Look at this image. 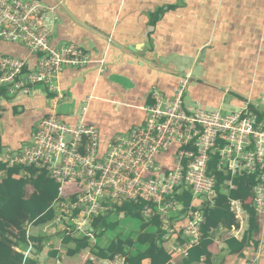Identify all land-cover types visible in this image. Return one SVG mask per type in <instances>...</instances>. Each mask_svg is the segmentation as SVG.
<instances>
[{
  "label": "crops",
  "instance_id": "0c3cea01",
  "mask_svg": "<svg viewBox=\"0 0 264 264\" xmlns=\"http://www.w3.org/2000/svg\"><path fill=\"white\" fill-rule=\"evenodd\" d=\"M40 1L55 11L52 46L75 44L90 53L91 64L83 69L65 68L59 74L56 85L63 99L53 109L54 94L44 86H36L28 96L9 97L0 91V155L5 149L17 151L28 144L37 123L52 112L63 122L76 125L85 103L84 121L98 129L100 150L104 152L110 139L144 123V108L152 103L154 90L169 98L180 77L187 74L191 75L184 98L188 106L230 112L258 105L264 111V0ZM0 52L25 60L30 66L35 63V56L21 45L0 42ZM101 60L103 68L98 63ZM173 154L170 150L159 155V167L173 168ZM24 174L14 178H24ZM5 176L0 171V182ZM232 179L226 180L218 192L233 190L232 182L228 183ZM33 191L31 185L25 187L27 196ZM190 204L194 208L204 206L200 198L192 196ZM117 208L104 216L106 220L118 213ZM241 210L238 227L229 230L220 226L209 233L211 264H264V216L257 217L259 232L253 233L242 205ZM185 219L182 213L172 223L180 228ZM110 224L114 229L93 228L96 245L79 253L74 252L72 242L52 239L48 250L42 248L29 260L40 259V264H125L123 256L98 258L92 247H106L117 238L135 240L143 222L134 236L122 231L117 221L107 220ZM32 228L30 238L40 237V227L36 232ZM147 232H156V228L151 225ZM229 238L238 242L245 238V249L229 255L225 243ZM173 244V240L163 242L167 254ZM52 248L58 250L53 260L49 257ZM145 249L136 245L132 256ZM181 260L170 255L169 264ZM204 260L201 258L199 264H205ZM142 264H149V260Z\"/></svg>",
  "mask_w": 264,
  "mask_h": 264
},
{
  "label": "built area",
  "instance_id": "2783aa9c",
  "mask_svg": "<svg viewBox=\"0 0 264 264\" xmlns=\"http://www.w3.org/2000/svg\"><path fill=\"white\" fill-rule=\"evenodd\" d=\"M54 14L40 0H0V42L21 45L35 56L30 66L0 52V91L9 97L28 96L36 86H44L54 94L52 109L63 99L56 85L59 74L91 64L90 53L75 44L52 46ZM98 63L103 68L104 62ZM190 80V74L180 77L169 98L154 90L152 103L144 108V123L110 139L104 152L98 129L84 121L85 103L76 125L52 112L37 123L28 144L1 153L0 163L6 168L44 170L58 185L51 205L55 219L40 227L42 236L86 238L95 244V218L123 203H144L143 218L157 215L166 232L163 242L174 241L169 254L185 258L200 240L204 219L200 210L184 211L176 196L189 192L202 204L214 206L219 196L217 178L209 168L214 156L217 172H228L231 178L255 177L252 207L257 216H264L263 109L246 105L221 112L188 106L184 98ZM170 150L175 165L163 170L157 158ZM230 211L241 224V204L230 201ZM182 213L185 224L178 228L172 221ZM31 228L27 225L26 242L13 247L23 255V264L36 254L38 243L30 238ZM43 247L48 250L51 242Z\"/></svg>",
  "mask_w": 264,
  "mask_h": 264
},
{
  "label": "trees",
  "instance_id": "16d2710c",
  "mask_svg": "<svg viewBox=\"0 0 264 264\" xmlns=\"http://www.w3.org/2000/svg\"><path fill=\"white\" fill-rule=\"evenodd\" d=\"M3 92V91H2ZM217 156H214L209 164L210 170L217 178L218 191L221 185L226 180H230V176L224 175L222 172H217ZM0 171L6 173L5 178L0 182V264H23V255L16 252L13 247L17 243L26 242L27 225L33 227L45 226L55 219V212L51 208L52 203L58 194V185L49 178L44 170L35 168L13 167L6 168L0 164ZM28 173V177L15 179L14 177L20 173ZM235 187L229 189L226 193H219L214 206L203 204L200 208L191 206V195L189 192H184L182 198L177 200L183 203L184 211L200 210L203 214V223L200 227L201 237L198 244L192 246L188 250L187 257L183 258L178 264H199L201 258L205 257V264H211L209 259L211 254L208 250L212 243L209 233L220 226L226 229L238 227V222L234 214L230 211V201H238L248 213L249 231L253 233L259 232L257 215L252 207V188L255 185V177L243 175L231 180ZM31 185L34 189L32 194L26 195L25 187ZM176 197H179L177 195ZM145 206L144 203L134 205L132 203H123L116 211L120 214L128 215L133 218L140 219L143 224L141 230L135 240L128 237L126 239L117 238L106 247H92L96 251V256L100 259H114L116 256H123L125 264H142L144 260H149V264H169L170 255L167 254L162 247L163 237L166 232L162 229L161 219L155 215L149 220L143 218L141 210ZM154 226L156 232H147L149 226ZM93 228L114 229L115 225H107L106 217L95 218L92 224ZM102 234H98L99 236ZM54 239L61 241L64 244L73 243L74 252L80 251L91 246L89 241L83 239H73L64 237L59 240L56 237H45L40 234V237L33 240L38 243L36 247V255L44 249V245ZM229 248V255L240 254L245 249V238L240 242L233 238H229L225 242ZM96 245V244H95ZM142 246L146 249L143 252L132 256L135 246ZM253 245L258 246L257 242ZM45 250V249H44ZM57 249H51L49 252L50 259L57 258ZM42 260H26L24 264H40Z\"/></svg>",
  "mask_w": 264,
  "mask_h": 264
},
{
  "label": "rangeland",
  "instance_id": "374dc122",
  "mask_svg": "<svg viewBox=\"0 0 264 264\" xmlns=\"http://www.w3.org/2000/svg\"><path fill=\"white\" fill-rule=\"evenodd\" d=\"M107 220L117 221L118 227H120L124 232H129V235L134 236V234L140 230L139 223L141 220L128 215L112 213L107 217ZM32 229L33 232H36V227H33Z\"/></svg>",
  "mask_w": 264,
  "mask_h": 264
},
{
  "label": "water",
  "instance_id": "95a60500",
  "mask_svg": "<svg viewBox=\"0 0 264 264\" xmlns=\"http://www.w3.org/2000/svg\"><path fill=\"white\" fill-rule=\"evenodd\" d=\"M58 264H60V263H58Z\"/></svg>",
  "mask_w": 264,
  "mask_h": 264
}]
</instances>
